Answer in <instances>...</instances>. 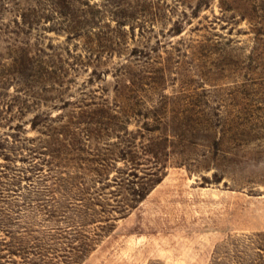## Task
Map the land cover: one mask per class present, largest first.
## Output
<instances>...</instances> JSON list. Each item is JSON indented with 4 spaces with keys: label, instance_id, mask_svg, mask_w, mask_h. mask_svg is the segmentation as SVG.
<instances>
[{
    "label": "rangeland",
    "instance_id": "obj_1",
    "mask_svg": "<svg viewBox=\"0 0 264 264\" xmlns=\"http://www.w3.org/2000/svg\"><path fill=\"white\" fill-rule=\"evenodd\" d=\"M0 264H264V0H0Z\"/></svg>",
    "mask_w": 264,
    "mask_h": 264
}]
</instances>
